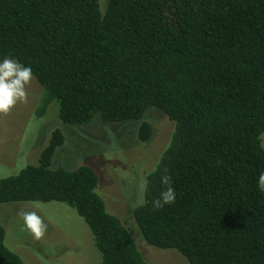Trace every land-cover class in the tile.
Wrapping results in <instances>:
<instances>
[{"label": "trees", "instance_id": "trees-1", "mask_svg": "<svg viewBox=\"0 0 264 264\" xmlns=\"http://www.w3.org/2000/svg\"><path fill=\"white\" fill-rule=\"evenodd\" d=\"M5 57L42 86L38 120L56 103L69 125L143 120L150 108L174 123L145 174L144 205L132 206L150 245L189 264H264V0H0ZM153 135L144 120L139 140ZM65 141L54 129L38 164L3 178L0 205L66 203L88 224L98 264H160L107 210L95 168L52 167ZM165 174L176 200L156 210ZM5 240L0 224V264H26Z\"/></svg>", "mask_w": 264, "mask_h": 264}, {"label": "rangeland", "instance_id": "rangeland-1", "mask_svg": "<svg viewBox=\"0 0 264 264\" xmlns=\"http://www.w3.org/2000/svg\"><path fill=\"white\" fill-rule=\"evenodd\" d=\"M41 87L33 76L26 85L27 103L18 102L8 114L0 113V182L19 174L30 164H38L52 131L61 128L66 141L58 148L52 167L76 169L89 165L95 168L99 174L97 192L107 210L120 216L129 228L144 257L160 264H189L177 250L150 245L137 226L132 210L134 202L144 194L140 191L141 180L167 147L174 123L162 111L150 108L143 120L105 124L97 116L88 125H69L59 120L56 103L38 120L34 113ZM144 120L154 127L153 138L148 143L139 140V128ZM261 137L264 145V133ZM22 210L35 211L47 225L41 239L37 240L24 227L19 215ZM0 224L6 229V245L26 264H98L101 260L88 224L66 203H3Z\"/></svg>", "mask_w": 264, "mask_h": 264}, {"label": "clouds", "instance_id": "clouds-1", "mask_svg": "<svg viewBox=\"0 0 264 264\" xmlns=\"http://www.w3.org/2000/svg\"><path fill=\"white\" fill-rule=\"evenodd\" d=\"M33 73L31 67H25L18 63L15 59L5 57L0 62V113L8 114L11 109L18 103H27L28 93L26 85L32 81ZM110 137L113 135L109 130ZM161 182L166 186L160 196L155 199L152 204L153 208L159 210L165 205H170L176 200V192L172 187V179L170 175H162ZM147 181L141 180L140 191L146 190ZM258 189L264 192V173L258 178ZM145 201L142 197L138 198L133 206L142 207ZM19 215L24 221V227L37 239H41L46 230L47 225L44 223L40 215L35 211H21Z\"/></svg>", "mask_w": 264, "mask_h": 264}]
</instances>
